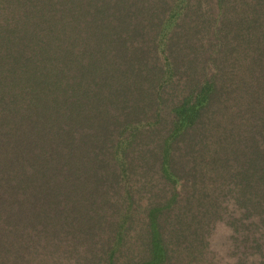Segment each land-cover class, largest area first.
Returning a JSON list of instances; mask_svg holds the SVG:
<instances>
[{"label":"trees","instance_id":"obj_1","mask_svg":"<svg viewBox=\"0 0 264 264\" xmlns=\"http://www.w3.org/2000/svg\"><path fill=\"white\" fill-rule=\"evenodd\" d=\"M227 189L264 201V0H0V264H206Z\"/></svg>","mask_w":264,"mask_h":264},{"label":"rangeland","instance_id":"obj_2","mask_svg":"<svg viewBox=\"0 0 264 264\" xmlns=\"http://www.w3.org/2000/svg\"><path fill=\"white\" fill-rule=\"evenodd\" d=\"M229 192L227 189L216 194L203 255L205 263L264 264V201L254 206Z\"/></svg>","mask_w":264,"mask_h":264}]
</instances>
